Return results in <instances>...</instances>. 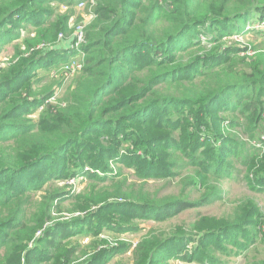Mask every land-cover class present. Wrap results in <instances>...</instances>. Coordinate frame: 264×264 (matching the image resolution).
<instances>
[{"label": "trees", "instance_id": "trees-1", "mask_svg": "<svg viewBox=\"0 0 264 264\" xmlns=\"http://www.w3.org/2000/svg\"><path fill=\"white\" fill-rule=\"evenodd\" d=\"M37 1L49 0H17L14 6L0 11V39L19 35L7 28L19 13L35 21L39 15ZM58 1L73 6L80 0ZM94 11L93 20L83 29L81 52L86 55L85 64L65 105L47 102L56 93L51 88L36 101L43 106L38 120L30 119L27 114L35 111L24 110L29 95L21 96L22 84L16 83L22 76L32 77L37 68L51 61L69 60L63 53L52 60L47 55L54 51L46 55L40 48L33 52V48L69 33L72 14L49 10L46 18L40 17L38 41L28 46L26 56L0 71V264H74L79 246L69 244L67 239L76 229L92 227L100 218L108 219L101 214L112 207L131 210L122 212L125 221L109 219L100 231L105 227L126 233L141 230L128 224L134 219L163 222L182 211L223 199V181L236 169L228 159L239 154L244 156L237 161L246 168L250 188L264 190V143L241 140V134L256 138L262 127L264 50L248 55L243 70L234 67L230 54L219 52L222 46L204 55L194 54L205 47L199 40L198 27L212 26L223 35L237 29L238 21L246 24L253 13L264 17V0H98ZM185 51L193 56L186 63ZM188 83L192 87H187ZM162 87L176 88L177 93L161 94ZM225 110L233 116H222ZM150 123L153 125L148 126ZM136 124L140 126L136 128ZM156 129L167 132L154 135ZM227 129L236 133L224 132ZM144 132L154 136L145 138ZM213 137L216 142L221 140L218 146L214 142L200 154L189 150L195 140L200 145ZM101 140L110 145H103ZM156 143L164 150L150 147ZM45 160L51 161L50 165L43 166L42 176L34 180V169ZM112 161L132 167L140 179L179 178L185 188L181 196L164 199L152 198L143 188L135 193L127 177L118 180L122 168L112 167ZM93 162L101 173L85 171ZM188 166L205 178L198 181L196 176L184 174ZM80 172L108 181L115 185V192L76 196V208L86 215L73 222H54V213L62 211V201L71 196L66 190L42 191V185L52 177ZM195 187L202 193L198 200L188 196L191 190L186 191ZM215 219L216 226L202 227L196 234L162 237L149 229L132 250L135 264H154L157 258L172 255L186 261L191 256L188 242L197 243L194 254L205 253L198 258L203 264L216 251L230 252L224 246L226 238L209 244L211 235H243L258 247L264 246V208L256 196L235 207L233 214ZM172 242L174 248L170 249ZM127 249L125 243L112 249L106 245L92 259L79 264H95Z\"/></svg>", "mask_w": 264, "mask_h": 264}, {"label": "rangeland", "instance_id": "rangeland-1", "mask_svg": "<svg viewBox=\"0 0 264 264\" xmlns=\"http://www.w3.org/2000/svg\"><path fill=\"white\" fill-rule=\"evenodd\" d=\"M98 0L96 2H88L84 7H79V2L74 4L73 6H68L67 3H61L58 0H49V1H37L35 6H37L39 10V15L35 21H31L27 17H23L24 13H19L20 15L12 18V22L9 23V29H12L13 32H18L14 38L12 39H0V71H5L10 68L11 64L14 61H18L22 56H26L25 52H27L28 46L38 41V30L39 27L37 22L39 18H46L49 10H54L56 14H72L70 19V31L69 33L64 35L59 34V36L52 41L51 43H40L39 45H35L33 48V52L40 48L44 51L41 54H46L49 52V57L52 60H55V55L69 56V60L66 62H54L49 63L50 65L43 68H37L36 73H32V77L26 79L24 76L20 77L17 80V86L21 85L20 95L25 97L29 95L28 100L25 103L24 110L35 111L34 114H27L28 118H32L33 120H38L40 114L42 113L43 106L39 105L36 101L41 99L44 94L48 93L51 88L56 89V93L54 97L48 99L47 102L61 103L65 105V103L70 99V94L73 91L77 80L81 76V72H74L73 74L66 75L65 74V64L82 62L85 64L86 55L82 52L75 50V48L81 47V42L76 34L77 27L86 22L90 23L94 18V10L97 6ZM17 4V0H0V11L9 5ZM25 20V21H22ZM238 27L235 30H229L223 33V35L219 31H214L212 26L208 27L207 25H203L197 28V34L199 36V40L205 44V47L202 50L195 52L197 55H204L211 51V49L215 46H222L219 52H223L225 54H230L232 56V64H234L235 68L245 67L244 59L250 55H254L262 50H264V17H261V13H253L247 20L246 24H243L242 21H238ZM249 24H252L250 26ZM244 25V27H243ZM41 33V32H40ZM10 38V37H9ZM42 42V41H41ZM220 49V48H219ZM221 52V53H222ZM30 53H27V55ZM184 60L185 63L188 62L193 56L189 51H185ZM76 58V59H75ZM47 65V63H45ZM198 69H194L193 71L197 72ZM59 84V85H58ZM187 87H192L190 83L186 85ZM176 88L170 87H162L161 94H175ZM19 94H14L15 96H20ZM173 106V105H171ZM225 118H229L233 116V114L227 110L221 113ZM158 112L153 113L152 117L156 118ZM264 117V116H263ZM156 119L154 120V122ZM153 123H150L151 126ZM261 129L257 131L256 138H250L248 135L241 134V140L248 142V140H252V144L258 145L261 142L264 143V119L261 122ZM140 125L136 124V128ZM110 130V129H109ZM104 132H108L104 130ZM167 130L164 129H156L153 134L158 135L162 133H166ZM224 132H232L234 131L225 130ZM154 135L148 134L144 132L145 138L153 137ZM188 142V138L186 140ZM202 142V141H201ZM218 146L221 140H215V138H211L209 141H203L200 145L196 140L193 144L190 145L189 150H195L196 154L202 153L205 149H207L211 144ZM103 145H110V143L106 142V140H101ZM78 145L72 147V151L75 150ZM227 148L229 147L226 145ZM152 149L159 148V150H164V147H159L156 144H150ZM144 150L141 148V151ZM71 151V153H72ZM226 155L229 152L225 153ZM243 154H239L236 157L228 159V161L235 164V170L231 173V177H227L226 180L223 181L222 187L225 191V195L223 199H218L213 203L207 204L203 207L191 208L185 211H182L178 215L174 217H170L166 221L156 222L154 219H145L138 218L134 219L128 224H132L134 226H138L141 230L137 231H128L118 233L108 228H103L101 231V226L107 224L109 219H115L119 221H125L122 218V212L130 211L129 208H125L123 206L112 207L111 209L104 211L101 215L106 218H100L98 221L92 225V227H87L84 229H76L70 237L67 239L69 244H76L79 246V251L77 254V260H74V264H79L88 258H93L98 251H102L101 249L107 245L109 249L113 247H118L122 243H125L129 246V250H125L123 252L112 253L109 258H101L98 261H95V264H135L132 250L138 241L143 237V235L149 230H155L159 235L168 236L170 234H178L187 235V234H196L198 230L202 227L204 228H212L216 226L217 221L215 218H222L224 216H229L233 214L235 207L239 206L243 201L248 200L249 197H257L260 205L264 208V190L262 192H255L250 188L249 178L246 177V168L240 165L238 159H242ZM51 161L45 160L43 164L36 167L34 169L35 177L34 180L38 179L42 172V168L48 167ZM92 166H86L85 171L94 170L96 172L101 173L102 171L99 169H95L96 162H93ZM112 167L117 168L118 165L122 168V176L118 177V180H123L127 177V184L130 186V189H134L135 193H138L141 188L145 192L151 194L152 198L156 199H164L170 198V196H181L182 190L185 188V183H181L180 179L177 178L175 180H171L169 178H159V177H150L147 179L138 178L136 175L135 169L132 167L126 166V164L117 163L116 161L111 162ZM241 171V172H239ZM65 172H68L66 169ZM190 174L197 177V180L200 181L205 177L199 176L194 170L193 167H187L184 171V174ZM42 178L40 179V181ZM47 189H59L66 190L70 193V198L63 200L61 203L62 211L54 213V222H64V221H74L75 218L85 216L87 212L81 211L77 209V205L79 202L76 196H86L89 194L101 192L108 190L109 192H115V185H110L108 181L101 182L100 180L92 179L89 176H85L83 173H78V175L70 176V177H61L55 178L52 177L48 181H46L42 185V191ZM191 190V194L188 195L192 200H198L201 197V192L195 188H188L186 191ZM83 198L79 201L81 202ZM115 200V199H114ZM95 209V208H94ZM84 218V217H83ZM89 226V225H87ZM144 229V231L142 230ZM173 232V233H172ZM219 236H209L208 241L209 244H216L220 239L226 238L225 245L228 248V253L221 251H216L212 254L211 260H208L204 264H254L255 262H261L264 264V246L258 244L255 245L250 239H246L243 235L240 238L222 237ZM103 246H99L102 245ZM187 250L190 251V258L186 261L178 259L176 256L172 255L166 259L161 260V257L155 260L154 264H203L198 261V258L205 256V253L201 252L198 254H194L192 249L197 245L196 242H188ZM170 249L174 248V242L170 243ZM258 247V248H257ZM106 260V261H105ZM58 261H44L42 264H57Z\"/></svg>", "mask_w": 264, "mask_h": 264}, {"label": "built area", "instance_id": "built-area-1", "mask_svg": "<svg viewBox=\"0 0 264 264\" xmlns=\"http://www.w3.org/2000/svg\"><path fill=\"white\" fill-rule=\"evenodd\" d=\"M88 2H96V0H80L79 1V7H84L85 5H86V3H88ZM86 22H84V23H82V24H80L78 27H77V30H76V35L75 36H77L78 37V39H79V42H81V44H82V42H83V38H84V32H83V29L85 28V26H86ZM62 35V34H61ZM79 49V50H78ZM76 50H78V51H80L81 52V47L79 46L78 48H75V50L74 51H76ZM83 53V52H82ZM84 54V53H83ZM76 59V58H75ZM84 61V60H83ZM83 61L82 62H79L78 64H76V63H71V61L69 62V63H66L65 64V67H64V69H65V74L66 75H70V74H73L74 72H80L81 70H82V68H83V66H84V63H83ZM48 101V100H47Z\"/></svg>", "mask_w": 264, "mask_h": 264}]
</instances>
